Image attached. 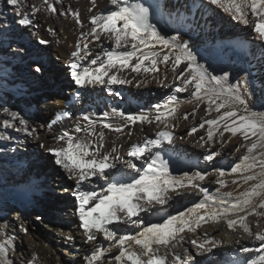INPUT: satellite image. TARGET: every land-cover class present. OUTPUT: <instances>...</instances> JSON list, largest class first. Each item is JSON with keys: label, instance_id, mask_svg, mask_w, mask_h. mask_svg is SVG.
Returning a JSON list of instances; mask_svg holds the SVG:
<instances>
[{"label": "snow or ice", "instance_id": "6c2138e0", "mask_svg": "<svg viewBox=\"0 0 264 264\" xmlns=\"http://www.w3.org/2000/svg\"><path fill=\"white\" fill-rule=\"evenodd\" d=\"M0 2L15 9L18 17L15 23L25 28L32 25L33 18L41 10L57 13L55 4L61 3V0L33 3L30 14L27 10L21 11L25 8L26 0ZM90 2L92 7L88 11L91 13L93 8H97V0ZM110 3L112 9L97 10L89 16L88 31H84L85 25L78 10L69 7L59 11V15H71L81 29L68 63L72 82L78 88L105 86L110 90L112 85L132 84L133 80L124 74L130 71L137 75L145 74L146 83L147 75L158 73L159 65L164 64L170 66L179 85L162 104L153 105L149 111L125 112L112 108L111 112L102 114L99 120L102 128L116 133H123L130 125L156 124V138L132 143L125 153L130 159H124L116 146L110 151H102L105 148V134L95 131L97 120L87 113L82 115L87 124H78L75 128V132H85L87 137L82 139L64 131L53 137L54 146L39 145L50 155L51 163L74 182L73 186L62 188V191L74 197V210L85 243L94 242L97 245L84 257L85 264H170L169 256L171 264H183L184 259L190 258L189 249H183V256L175 251L177 244L184 239L183 234L196 233L210 222L223 223L230 232L239 230L244 237L259 242V247L254 250L241 245L239 252H264V111L250 106L258 99L257 77L249 70H242L243 74L236 78V83H232L234 74L231 70L222 68L220 74H214L215 70L210 71V64L199 62L204 57L192 46L190 35L197 21L194 16L190 19L185 15L187 6L181 11L179 6L171 7L167 0H110ZM204 5L216 6L232 20L244 25L252 23V30L264 44V0H199V4L194 6L202 8ZM48 31L55 34L52 28ZM0 36L7 43L6 34L0 33ZM105 36L112 42V47L102 55L96 54L91 58L93 54L89 45L102 42ZM185 36L189 38L185 39ZM38 42L41 45L48 43L42 38ZM249 54L259 61L260 91L264 94V51L258 57ZM85 60H88L87 66L82 63ZM42 71L39 64L33 68L36 74ZM163 79H167V74ZM140 83L137 81V86ZM186 91L190 93L188 99L180 101L177 94ZM75 95L79 98L81 94L77 92ZM181 103L193 104L192 112L179 117ZM202 104L209 118H201L198 125L190 127L188 136L207 125V139L203 136L199 138L201 147L215 143L214 137L217 136L221 145L227 144L230 138H225V133H230L231 137L239 134L246 142L241 145L246 147V154L238 163L227 171L220 167L213 169L215 179L210 182L219 185L215 195H210L206 188L201 187V183L213 172L185 171L180 176H173L170 163L176 161L165 159L159 151L163 143L172 142L173 134L169 129L177 126L175 120H188ZM4 111L10 117L2 122L5 129L15 127L14 122L18 121L16 131L33 135L35 129L30 130L28 121L18 112ZM213 112L216 113L215 117L211 115ZM70 115L67 109L58 110L48 128L51 129L61 118ZM114 120L120 122L115 123ZM128 135H131L130 131ZM11 139L10 135L0 132V140ZM236 150L239 151V148ZM220 155L218 150H206L203 159L214 162ZM142 159L140 166L134 162ZM226 176L234 177L231 180L234 191L221 192L228 186ZM94 181L99 182L98 190ZM189 188H199L204 193L199 203L175 215L165 214L160 222L146 223L141 218L142 213L162 212L174 196H180ZM250 217L256 218L255 229L251 226ZM129 224L136 225L139 230L134 234H121V226ZM2 227L6 225L0 226V234ZM20 230L27 232L23 224ZM100 236L109 242L108 247L99 244ZM65 239L73 241L74 237L67 235ZM190 243L196 254L203 256L225 242L209 238L205 232L203 239L193 238ZM235 243L240 244V239ZM13 247L11 237L0 241V264H11L8 252ZM113 248L118 249V254L105 262L106 255ZM161 249H164L163 254ZM37 259L33 255L28 264H35ZM244 264H264V254L247 258Z\"/></svg>", "mask_w": 264, "mask_h": 264}, {"label": "bare ground", "instance_id": "6f19581e", "mask_svg": "<svg viewBox=\"0 0 264 264\" xmlns=\"http://www.w3.org/2000/svg\"><path fill=\"white\" fill-rule=\"evenodd\" d=\"M133 2V0H130ZM169 5L173 8L179 6L181 11L185 10L187 6V15L190 19L194 16L197 21V26L190 33L192 46L200 51L201 56L204 58L199 59L200 63H206L211 65L210 71L215 70L214 74H220V69L231 70L233 72L232 83H236V78L243 74L242 70H249L257 77L255 80L256 84V99L250 103V106L256 110L264 111V94L260 91V80L261 75L259 71V61L254 58L264 51V44L261 43L257 34L252 30L254 25H244L238 21H234L231 17L216 6L204 5V7H195L194 5L199 4V0H167ZM39 4L40 0H26L25 8L21 11L27 10L30 14V5ZM58 12L53 14L41 10L33 18L32 25L22 28L15 23L18 19L16 11L11 6H6L0 2V33L7 34V43H4V37L0 36V132L10 135L11 140H0V159L5 160V166L8 171L0 169V226H4L1 218L3 213L7 211H13L20 213L21 223L27 229V232H22L19 228L17 234L25 237L27 255H19L17 257L14 249H10L8 252V259L12 264L11 258H21L31 260L33 255L37 256L35 264H85L84 257L89 255L87 251H92L95 246L94 242L85 243L83 230L79 227V220L77 216L66 215L61 211H52L51 217L58 221V225L55 223L44 224V227H38L39 234L30 232L28 230V221L32 218L29 213V207L27 204L26 197L30 192L26 194V189L30 190L32 187L30 181L33 178L26 171L27 166H31L33 172L41 173L46 166V163L51 161L50 155L41 148L39 145L47 144L54 146L55 141L53 137L62 134L64 131L69 132L73 136L80 138L87 137V133L75 132L76 126H84L87 124L82 119V115L87 113L92 115L94 120H97V124L94 126L95 131H103L105 134V148L102 151H110L113 146H116L120 154L124 156V159H130L125 155L126 151L132 143L142 142L145 138L155 139L156 132L158 131L156 124H137L130 125L123 133H116L108 129L102 128L99 120L102 119V114L105 111L111 112L112 108L124 110L125 112H138L141 109L149 111L153 105L162 104L166 97L173 94L175 87L179 85V81L173 76L170 66L164 64L159 65V72L155 74L147 75V82L144 83L145 74L141 73L137 75L126 71L124 74L133 80L132 84L112 85L110 90L105 86H88L86 88H78L71 80L67 78L66 74H69V59L70 53L74 50V45L79 37L81 29L76 25L71 15H59L60 10L71 8L78 10L80 18L84 22V31L89 30L88 18L94 14L97 10H109L113 6L110 0H97V8H93L90 13L88 9L92 7L90 0H61V3L55 4ZM216 19H211L210 16L213 13ZM7 17V20H5ZM10 23V26H9ZM19 26V30L22 33L30 32L33 34V39L37 42L38 52L41 54L50 53L51 57L48 59V67L51 68L53 61L57 62V71L51 72L48 68L43 70L38 76H33L32 79L35 83H38L41 88L39 91L44 92L43 88H52L54 90L58 87L60 81H65L66 87L65 92L69 93L70 96L65 101L71 102L72 98H75V102L70 105H62L60 108H55L50 101H46L41 96L32 94V91L26 87H21V80H17L16 83L10 82L7 78L8 70L14 68L15 63L17 65V78L20 77L25 69L29 66H36L38 64V53L36 49L27 50L24 56L19 55L20 40L18 35L14 32L16 26ZM225 24V25H224ZM52 28L55 34L49 33L48 29ZM18 29V28H17ZM171 34V33H169ZM45 39L48 41L47 44L42 45L38 42L39 39ZM188 39V36L184 37ZM94 58L96 54H103L104 51L112 47V42L105 36L102 37V42H95L89 45ZM6 53V55H5ZM210 53V55H208ZM20 57V59H18ZM17 58V59H16ZM44 62V61H43ZM14 63V64H13ZM85 66L88 65V60L82 62ZM96 67V66H92ZM183 67V65L181 66ZM54 70V69H53ZM167 74V79L163 77ZM16 76V74H15ZM55 82H52L54 81ZM137 81H140V86H137ZM159 81V82H158ZM53 83V84H52ZM22 88V89H21ZM25 88V89H24ZM60 88L59 90H61ZM79 92L81 95L79 98L76 97V93ZM106 92H112V98L106 97ZM44 94V93H43ZM63 97H66L64 92H61ZM110 95V93H109ZM180 101L188 99L190 93L182 92L178 93ZM122 96L123 102L118 99ZM55 97V96H54ZM58 97V96H57ZM56 100V99H55ZM63 101V100H62ZM60 101V102H62ZM57 104V102H56ZM59 104V105H60ZM60 105V106H61ZM194 105L188 103H181L178 109V116L182 117L184 113H191ZM205 105H201V108L196 111L194 116L190 115L188 120L183 118H177L175 128L169 129L173 134V140L171 143H163L159 151L161 155L169 154L176 161H178L182 168L173 169L175 165H170V171L173 176H180L185 171L201 170L205 172H213V169L220 167L226 171L230 169L235 163H238L240 158L246 154V147H241L242 144H246L242 140L239 134L236 137H231L230 133H225V138H230L227 144L221 145L220 138L214 137L215 143L206 144L204 147L200 146L199 138L206 137L207 125L205 128L198 129V132L192 136L187 135V131L190 127L199 124L201 118H209L203 110ZM7 109L9 112H18L24 117L29 124V129H35L32 136H27L23 132L16 131L19 127L18 121L14 122L15 127L5 129L3 127V120L10 119L7 113L4 111ZM60 109H67L71 112L69 117L61 118L51 129L48 128V124L55 118V114ZM212 117H215L216 113L213 112ZM113 122L119 123V120ZM131 135H128V132ZM89 139L95 140V137H88ZM239 148V151L236 149ZM206 150H218L221 155L215 158L214 162H207L203 159L206 154ZM155 151V150H154ZM1 161V160H0ZM134 162L140 166L143 163V159ZM51 165V164H50ZM120 165L118 164V167ZM173 166V167H172ZM1 168V167H0ZM23 168V169H20ZM29 169V168H28ZM130 172L129 169H124ZM52 173L58 174L59 178L52 179L51 185L61 186L60 193L61 201L71 205L75 213V201L68 197V192H63L62 188H66L69 185V181L66 178V174L63 170L57 166ZM43 174V173H42ZM35 175V174H34ZM15 179L17 183L23 182L22 188L17 187L9 189L10 177ZM57 176V177H58ZM44 178V177H43ZM50 178V177H49ZM233 176H226L225 179L228 181V186L221 189V192L234 191L235 186L231 184ZM215 179V173L206 178L201 183L202 188H206L210 195L216 194V189L219 187L218 184L213 181ZM12 183V182H11ZM97 190L99 185L95 182ZM64 186V187H63ZM88 185L87 187H91ZM246 187V186H245ZM37 188V187H36ZM44 189V188H43ZM204 193L199 188H189L184 190L180 196H174L173 200L169 201V204L164 206V210L160 213L152 212L148 214H141V218L145 222H160L165 214L175 215L180 211H185L187 208H191L193 205L200 202L203 199ZM29 197V196H28ZM30 203V202H29ZM53 204V203H52ZM59 205H65L60 203ZM70 210V209H67ZM66 216L71 221H66L61 217ZM76 215V214H75ZM47 219V218H46ZM38 220L35 217V221ZM73 220V221H72ZM253 229L256 228L255 217L249 218ZM32 221V220H31ZM34 222V220H33ZM34 228V226H33ZM2 235L4 233V227H2ZM139 229L136 225H122L121 234L126 232L135 233ZM205 232L209 238H216L223 240L225 243L218 249H212L210 253L206 255H197L193 245L190 243L193 238L203 239ZM14 235V234H13ZM72 235L74 237L73 244H64L62 236ZM5 236V235H4ZM184 239L177 244L175 251L179 252L183 256V249H189L190 258H186L183 264H244L247 258H255L259 254L255 251L249 253L239 252L238 249L242 246L250 249H256L259 247V242L254 239L244 237L241 231L230 232L226 225L223 223H212L210 222L206 226H202L197 230L196 233H184ZM14 237V236H13ZM5 239V238H4ZM99 244L108 247L109 242L105 241L103 236L99 238ZM240 239V244H236L235 241ZM0 241L1 238H0ZM26 250V249H25ZM164 249H161L163 254ZM118 254V249L113 248L110 253L105 257V262L111 259L112 256ZM61 257V260H60ZM18 261V260H17ZM171 264V256H169ZM19 264H25L23 262Z\"/></svg>", "mask_w": 264, "mask_h": 264}, {"label": "rangeland", "instance_id": "374dc122", "mask_svg": "<svg viewBox=\"0 0 264 264\" xmlns=\"http://www.w3.org/2000/svg\"><path fill=\"white\" fill-rule=\"evenodd\" d=\"M210 18L212 20L216 19L215 14L214 13L211 14ZM15 26H16V30L14 28V32L16 33V35H18V39L20 40V46H21L20 47L21 52H19L18 54L21 56H24V54L26 52H28L27 50L31 51L34 48V49H36V53L39 54L38 55V57H39L38 58L39 59L38 64L42 67V69L44 71L46 69L50 68V67H48L49 66L48 65L49 64L48 63L49 58H45V56L51 57V54L46 53V52H44L45 54H41V52L39 53L37 47L35 48V45H37V42L34 41L33 34L30 32L22 33L19 30V26L14 24V27ZM40 47L42 48V45ZM5 55H6V53H5ZM18 59H20V57ZM16 64L18 65V63H15L14 68L12 70L9 69L7 72V78L10 82L16 83V81L18 79L21 80L20 86L22 88L26 87L28 90L32 91V94H34V95L38 94L39 96L44 98L46 101H50V103L55 108H57L58 106H59L58 108H60V107H62L63 104L64 105H70L71 103L73 104L76 101L74 97L72 98L70 103H68L69 101H65L67 98H69L70 94L65 92L64 87H66L67 83L64 80L60 81L58 83V87L55 88L54 90H52V88H43L42 90H44V92H42V91L38 92V89L41 88V86H39L38 83H35V81L32 79L33 76H38V74L33 72V68L35 66L34 67L33 66L27 67L25 69V72L20 77L17 78L18 74H17V65ZM51 64L52 65H51L50 69H51V72L54 73L55 70L57 71V69H58L57 66L55 65V64H57V62L53 61ZM15 74H16V76H15ZM66 76H67V78H70V74H66ZM52 82H55V80ZM60 88H62V89L59 90ZM61 92H64L66 97H63ZM106 93H107L106 94L107 98L113 97V94H111L112 92H106ZM109 93H110V95H109ZM118 98H120V99H118L119 101L121 100L120 102L124 101L122 96H119ZM57 101H59V103L56 104ZM60 101H62V102H60ZM0 160H1L0 161V167H1L0 169H3V171H8L7 166H5V164H4L5 160L2 158ZM55 167L56 166L54 164H52L51 161L46 163V166L41 171V173L33 172L34 170L31 168V166L26 167V169H27L26 171L33 178L32 182L30 181V184L33 183L31 185L32 188L30 190L26 189V194L28 193V191L30 192V195L28 194L29 197L28 196L26 197L27 204H28L27 207H29V213H30V215H32V218H33L27 222L28 223L27 225H28V227H30L28 230H32L30 232H34L35 234H39V232H40L38 230L39 225L41 228V227H44V224H52V225H54L55 223L57 225L59 224L58 221L54 220L51 217L53 215V214H51L52 211H61L60 209H63V212L66 213V215L72 214V215L76 216L75 213L69 212V211H73V208L71 207V205H67L68 203H64L63 201H61V199H60L61 194H59L60 190H61L60 189L61 186L53 187L51 185L52 179L55 180V179L59 178L58 174L52 173V170H54ZM20 169H23V168H20ZM10 180L12 183L9 182V184H10V186H8L9 189H13L15 187H17L18 189H19V187L22 188V185H23L22 181H24V180L20 179L21 183H19V184L17 183V181H15L14 178H12V176L10 177ZM73 184H74L73 181H69L68 187L73 186ZM97 185H99V183H97ZM67 195L70 199H74V197L70 193H68ZM60 203L65 204V205H59ZM67 209H70V210H67ZM20 216H21L20 213H15L13 211H7V212L3 213V217L1 218V221H3L4 225H6V227H4L3 236L0 235V238H1V240H3L4 238L11 237L12 243L14 246L12 249L15 250L17 257L19 255H23L25 257L27 255V250L29 251V248L26 246V241H25L26 239L23 235L19 236V234H17V230H19L20 225L22 224ZM35 217L38 220L35 221ZM61 218L66 220V221H71L70 218H68V217L66 218V216H63V215ZM33 220H34V222H33ZM33 226H34V228H33ZM62 240H63L64 244L70 245V244L74 243V240L73 241H67L65 239V235H64V237L62 236ZM87 252H88V254H90L91 250L87 251ZM17 257L11 258L13 261L12 264H19L21 262L28 264L29 261L27 259H25V260L21 259V258L17 259ZM60 260H61V257H60Z\"/></svg>", "mask_w": 264, "mask_h": 264}]
</instances>
